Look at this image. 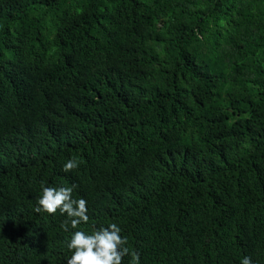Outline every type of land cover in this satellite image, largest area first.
<instances>
[{
    "label": "trees",
    "instance_id": "obj_1",
    "mask_svg": "<svg viewBox=\"0 0 264 264\" xmlns=\"http://www.w3.org/2000/svg\"><path fill=\"white\" fill-rule=\"evenodd\" d=\"M42 183L139 264H264V0H0V264L70 256Z\"/></svg>",
    "mask_w": 264,
    "mask_h": 264
},
{
    "label": "clouds",
    "instance_id": "obj_2",
    "mask_svg": "<svg viewBox=\"0 0 264 264\" xmlns=\"http://www.w3.org/2000/svg\"><path fill=\"white\" fill-rule=\"evenodd\" d=\"M75 159L63 163L61 171L69 172L77 168ZM72 187L50 186L41 184V194L37 198L34 211L36 213L55 214L57 211L66 217L60 227L71 232L66 247L71 253L65 264H121L125 255L131 257V264H139V254L130 251L127 238L121 235V229L116 223L101 226L91 234L79 230L78 225L87 223L88 208L84 198H73ZM240 264H254L249 256H243Z\"/></svg>",
    "mask_w": 264,
    "mask_h": 264
}]
</instances>
